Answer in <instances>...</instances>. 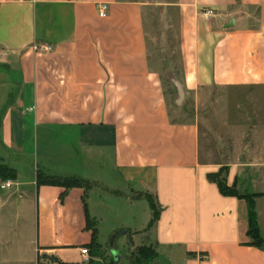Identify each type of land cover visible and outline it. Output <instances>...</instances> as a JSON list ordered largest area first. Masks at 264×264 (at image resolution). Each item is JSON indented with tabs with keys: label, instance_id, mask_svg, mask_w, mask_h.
<instances>
[{
	"label": "crops",
	"instance_id": "crops-1",
	"mask_svg": "<svg viewBox=\"0 0 264 264\" xmlns=\"http://www.w3.org/2000/svg\"><path fill=\"white\" fill-rule=\"evenodd\" d=\"M103 3L109 12L100 19ZM154 11L174 14L172 56L152 43L146 15ZM161 62L184 99L243 92L260 110L240 125H254L246 140L263 144L226 164L224 183L239 190L243 172L245 191L263 195L253 208L264 240V129L256 130L264 127V0H0V158L17 174L0 191V222L28 225L26 263L79 264L96 236L86 228L84 206L90 220L97 215L84 189L37 187L38 160L51 158V170L43 168L51 177L88 179L97 170L126 188L101 189L128 208L109 229L110 239L125 231L112 247L151 248L156 264H264V248L247 237L249 207L238 197L245 194L223 196L208 179L224 164L201 160L198 123L171 111ZM146 196L158 213L152 226ZM11 233L23 235L19 227Z\"/></svg>",
	"mask_w": 264,
	"mask_h": 264
},
{
	"label": "rangeland",
	"instance_id": "rangeland-1",
	"mask_svg": "<svg viewBox=\"0 0 264 264\" xmlns=\"http://www.w3.org/2000/svg\"><path fill=\"white\" fill-rule=\"evenodd\" d=\"M146 23L149 33L151 34L152 43L155 45L154 47L156 50L159 51L158 53H160V55L165 54L166 56H172L171 52L176 47L174 14L161 15L154 11L146 15ZM161 58L165 57L162 56ZM162 64L161 62L159 68L163 72L162 81L165 89V96L171 111H174L178 121H196L198 123L201 135V148L202 150L204 149L201 160L207 163L224 164V166L214 174L217 181H224L228 171V167L225 166L226 164L237 162V160H239V162L246 161L245 148L247 146L251 148L262 146L263 143H253L246 140V133L251 135L252 130H254V125L250 123L248 125H240V122L243 120V122L252 121V119L255 118L254 112L260 110L257 109L258 107H256L254 102L247 100L250 96L248 93H232L230 91H221L218 89L202 97L189 94L177 105L175 103L177 91L173 83V79L177 81L174 75L176 73L169 67H164ZM259 128L264 129V127L256 126L257 132H259ZM255 144H258V146ZM48 145L51 148L49 150L50 153L53 149H55L54 152L57 151V142L52 141L48 143ZM49 161H52V159L49 158L46 159V161L45 159H42V161L38 160V163L42 170V174L51 177L52 175L46 173L47 170L43 171L45 167L51 170ZM240 174L242 176L239 178V183H236L240 186V189L237 190L235 186L233 190L237 195L239 193H244L245 195L242 196L253 197V194L247 193V191H245L246 189H244L246 186L245 182H247L245 181L247 180L246 173L242 172ZM83 176H89L87 177L88 179L82 177L80 179L84 180L86 183L84 188V192L86 193V204L89 206L91 213L97 215V220L92 221V224L96 228V241L101 244V248L99 249V256L97 258H90L89 256L87 261L82 260L79 264H90L91 259L93 264H114V262L115 264H133L131 253L139 249L138 247L128 249L127 252L120 250L119 247L114 245L112 248L109 247V229L117 218L119 219L120 216L125 215L128 208L124 207V200H112V197H108V195L104 194V191L101 190L102 188L116 186V189L121 192H127L126 188L114 182L110 176L101 174L97 170L92 174L87 172L86 175ZM92 180L97 181V187H95V189L92 187ZM9 224L5 221L0 222V264H28L25 261L27 245L24 237L25 231L26 234L28 233V225L24 229L23 222L14 223L11 221V227ZM12 227H19L23 235L20 238H14L11 233ZM77 240H80V242L82 241V243H77ZM84 242H86V238L79 236L75 239L74 244L82 246ZM112 254H116L115 257L118 256L117 258L119 260H115L117 258H114ZM57 261L58 263H62L59 260ZM49 262L55 263L52 259H50ZM148 264L156 263L150 262ZM159 264L166 263L160 262ZM173 264H176L175 261Z\"/></svg>",
	"mask_w": 264,
	"mask_h": 264
},
{
	"label": "trees",
	"instance_id": "trees-1",
	"mask_svg": "<svg viewBox=\"0 0 264 264\" xmlns=\"http://www.w3.org/2000/svg\"><path fill=\"white\" fill-rule=\"evenodd\" d=\"M16 178H17L16 171L3 164V162H0V182L7 180L15 181ZM208 179L216 183L218 190L223 196H238L232 188H228L225 185L224 181H217L214 175L208 176ZM36 185L37 187L40 186L60 187L64 189V193H65L67 190L72 188L84 189L86 183L84 180L78 178H56V177L46 176L42 173H38L36 176ZM261 196L263 195L257 194L254 195L253 197L238 196L240 198H244L248 203L249 227H248L247 237L251 240L250 246H254L256 248H264V240L260 236L256 222V215L254 213V208H253V198H257ZM146 199L149 202L150 208L153 213L152 220L150 221V226H152L157 219L158 213L156 207L153 205L152 200L147 196ZM84 211L86 216V228H90V227L93 228V224H92L93 222L92 220H90L89 216L87 215L85 206H84ZM93 234L94 235L92 241L86 246V248L88 250L90 258H97L99 256V249L101 248V245L96 241L95 233ZM131 257L133 258V264H148L156 259V254L151 248H139L131 253ZM52 261L58 263L56 259H52ZM58 264H62V263H58ZM90 264H93L92 259L90 261Z\"/></svg>",
	"mask_w": 264,
	"mask_h": 264
},
{
	"label": "built area",
	"instance_id": "built-area-1",
	"mask_svg": "<svg viewBox=\"0 0 264 264\" xmlns=\"http://www.w3.org/2000/svg\"><path fill=\"white\" fill-rule=\"evenodd\" d=\"M24 1H32V0H24ZM81 1H85V0H81ZM96 7H97L98 17L100 19H105L109 12L108 5L103 3V4H98ZM203 15L206 19H208L209 17L213 15V11L206 10L204 11ZM32 49L36 53H49L52 51V47L48 45H42V46L34 45ZM11 187H12V181L7 180V181H3L0 183V191L8 190ZM80 255L83 258V261H87L89 259V253H88L87 248L80 249Z\"/></svg>",
	"mask_w": 264,
	"mask_h": 264
},
{
	"label": "water",
	"instance_id": "water-1",
	"mask_svg": "<svg viewBox=\"0 0 264 264\" xmlns=\"http://www.w3.org/2000/svg\"><path fill=\"white\" fill-rule=\"evenodd\" d=\"M173 83H174V85L176 87V91H177V99H176L175 103L177 105H179L183 101V99H184V91H183V88L179 84L178 81H175L173 79ZM0 162H4V159L3 158H0ZM124 234H125V231L122 230V231L117 232L116 235L112 236L111 239H110V241H109V247L112 248V243H113V240L115 239L116 236H118V235H124ZM114 258H117V257H115V255H114ZM115 260L118 261V259H115Z\"/></svg>",
	"mask_w": 264,
	"mask_h": 264
}]
</instances>
